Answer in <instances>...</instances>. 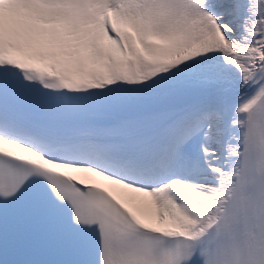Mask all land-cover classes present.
<instances>
[{
  "label": "snow or ice",
  "instance_id": "6c2138e0",
  "mask_svg": "<svg viewBox=\"0 0 264 264\" xmlns=\"http://www.w3.org/2000/svg\"><path fill=\"white\" fill-rule=\"evenodd\" d=\"M3 264H264V0H0Z\"/></svg>",
  "mask_w": 264,
  "mask_h": 264
}]
</instances>
